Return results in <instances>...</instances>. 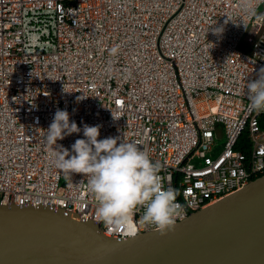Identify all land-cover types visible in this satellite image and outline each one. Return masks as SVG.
Wrapping results in <instances>:
<instances>
[{
	"label": "built area",
	"instance_id": "2783aa9c",
	"mask_svg": "<svg viewBox=\"0 0 264 264\" xmlns=\"http://www.w3.org/2000/svg\"><path fill=\"white\" fill-rule=\"evenodd\" d=\"M262 5L0 0V205L61 207L114 238L158 230L141 222V206L126 225L99 221L89 177L58 170L45 142L57 108L102 124L98 138L140 144L178 193L175 222L264 174V111L250 108L246 88L264 66Z\"/></svg>",
	"mask_w": 264,
	"mask_h": 264
},
{
	"label": "water",
	"instance_id": "95a60500",
	"mask_svg": "<svg viewBox=\"0 0 264 264\" xmlns=\"http://www.w3.org/2000/svg\"><path fill=\"white\" fill-rule=\"evenodd\" d=\"M0 264H264V174L159 230L105 235L51 205H0Z\"/></svg>",
	"mask_w": 264,
	"mask_h": 264
},
{
	"label": "clouds",
	"instance_id": "9594fccd",
	"mask_svg": "<svg viewBox=\"0 0 264 264\" xmlns=\"http://www.w3.org/2000/svg\"><path fill=\"white\" fill-rule=\"evenodd\" d=\"M211 31L220 35L224 25L212 27ZM118 47H112L110 53L115 55ZM246 88L250 108L264 111V66ZM84 98L77 96L76 101ZM113 118L118 119L114 115ZM101 127L102 124L90 125L83 118L78 125L70 119L67 108H57L45 136L46 144L53 149L54 166L68 175L80 173L89 177L88 188L95 197L98 219L103 224L126 225L133 210L141 206L144 208L141 222L155 225L165 235L174 227L182 207L176 201L177 191L162 185L159 163L140 144L125 141L121 136L98 138ZM81 132L82 137L75 139L70 148L57 144L58 140Z\"/></svg>",
	"mask_w": 264,
	"mask_h": 264
},
{
	"label": "trees",
	"instance_id": "16d2710c",
	"mask_svg": "<svg viewBox=\"0 0 264 264\" xmlns=\"http://www.w3.org/2000/svg\"><path fill=\"white\" fill-rule=\"evenodd\" d=\"M260 125L264 128V114L260 117Z\"/></svg>",
	"mask_w": 264,
	"mask_h": 264
},
{
	"label": "rangeland",
	"instance_id": "374dc122",
	"mask_svg": "<svg viewBox=\"0 0 264 264\" xmlns=\"http://www.w3.org/2000/svg\"><path fill=\"white\" fill-rule=\"evenodd\" d=\"M260 10L264 11V5H262V6L260 7Z\"/></svg>",
	"mask_w": 264,
	"mask_h": 264
}]
</instances>
